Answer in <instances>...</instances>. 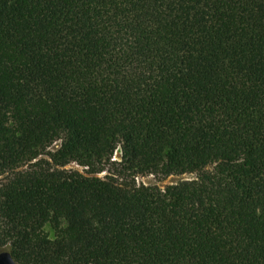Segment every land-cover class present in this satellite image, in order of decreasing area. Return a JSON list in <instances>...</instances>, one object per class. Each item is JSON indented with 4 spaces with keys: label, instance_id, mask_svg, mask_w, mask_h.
Segmentation results:
<instances>
[{
    "label": "trees",
    "instance_id": "obj_1",
    "mask_svg": "<svg viewBox=\"0 0 264 264\" xmlns=\"http://www.w3.org/2000/svg\"><path fill=\"white\" fill-rule=\"evenodd\" d=\"M4 247L264 264V0H0Z\"/></svg>",
    "mask_w": 264,
    "mask_h": 264
},
{
    "label": "rangeland",
    "instance_id": "obj_2",
    "mask_svg": "<svg viewBox=\"0 0 264 264\" xmlns=\"http://www.w3.org/2000/svg\"><path fill=\"white\" fill-rule=\"evenodd\" d=\"M55 146H57V145H55ZM119 155H120V150L117 149L114 153V158H118ZM68 167H70V165H68ZM105 174H106V172H104V171L98 173L99 176H104ZM192 176H194V175L191 173H185V174H181V175L172 174L164 180H159L158 177L153 175V174H146V175H138L136 177V181L138 183H144V184L158 183V184L164 185V184L176 182V181L181 180V179L190 178Z\"/></svg>",
    "mask_w": 264,
    "mask_h": 264
},
{
    "label": "water",
    "instance_id": "obj_3",
    "mask_svg": "<svg viewBox=\"0 0 264 264\" xmlns=\"http://www.w3.org/2000/svg\"><path fill=\"white\" fill-rule=\"evenodd\" d=\"M0 264H21L13 257L11 251L7 248L0 249Z\"/></svg>",
    "mask_w": 264,
    "mask_h": 264
},
{
    "label": "built area",
    "instance_id": "obj_4",
    "mask_svg": "<svg viewBox=\"0 0 264 264\" xmlns=\"http://www.w3.org/2000/svg\"><path fill=\"white\" fill-rule=\"evenodd\" d=\"M71 166H72V167H75V168H78V169H80V170L82 169V167L79 166V165H78L77 163H75V162L71 163V164H70V167H71Z\"/></svg>",
    "mask_w": 264,
    "mask_h": 264
}]
</instances>
